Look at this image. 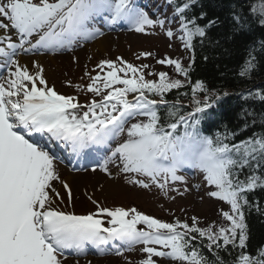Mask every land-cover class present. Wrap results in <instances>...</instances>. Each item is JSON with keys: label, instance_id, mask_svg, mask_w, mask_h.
Instances as JSON below:
<instances>
[{"label": "snow or ice", "instance_id": "6c2138e0", "mask_svg": "<svg viewBox=\"0 0 264 264\" xmlns=\"http://www.w3.org/2000/svg\"><path fill=\"white\" fill-rule=\"evenodd\" d=\"M194 2L181 0L172 18L153 19L135 0H0V30H3L0 67H7L9 71L8 78L0 81V264H63L61 257L65 250L83 252L86 244L99 248L115 241H120L128 250L143 244L141 251L148 255L140 264H157L153 256L187 264H225L217 250L227 251L229 245L245 249L248 239L245 207H250L246 193L264 187V134L229 143L225 141L232 133L218 132L213 137L200 131L201 121L213 119L211 110L217 101L229 95L227 92L210 91L203 81L197 80L192 85V110L179 115L173 105L168 119L174 122L161 123L158 107L167 105L165 93L191 83V63L185 68L179 59L165 57L158 63L174 65L185 80L170 79L165 72L158 73V80H152L145 78L144 69L148 65L137 68L117 57L124 66L117 68V62L108 59L99 62L98 68L103 70L107 66L111 70L103 76L102 87L97 73L87 88L101 99L93 100L82 115H77L75 110L81 105L74 102L73 96L62 95L54 86H49L41 65L36 64L37 71L30 73L16 59L18 49L59 51L70 49L79 40L103 35L99 28L90 27L99 18L109 24L124 21L136 32H145L146 27L164 28L166 20L170 23L178 15L180 39L184 47L192 49L193 39L207 38V30L218 22L210 19L201 25L197 17L189 18L186 12ZM249 11L264 27V0L259 8L250 5ZM205 16L201 12L199 19ZM233 20L240 28L245 26L242 16L234 13ZM12 31L18 42L12 39ZM166 34L174 35L170 27ZM34 35L38 39L32 43L30 38ZM261 44L264 46V41ZM141 55L147 57L151 53ZM255 59L250 51L241 76L255 67ZM129 71L140 75L132 78L118 75L122 72L127 76ZM113 85L124 87L113 88ZM102 88L110 90L105 93ZM129 93L135 94L132 99H128ZM198 93L203 94L202 98ZM149 94L160 99H151ZM257 95L264 100V93ZM137 116L146 119L127 127L128 138L111 151L100 168L108 172V164L118 157L121 171L141 174L161 189L169 179H185L177 174L180 169H198L207 184L215 187L208 195L230 205V211L221 210L222 217L229 222L227 225L213 222L202 228L197 217H192L191 225L181 220L168 223L135 207H102L95 200L92 203L97 205L96 212L84 215L53 206L54 198L60 197L53 182L60 180V176L55 170L52 142H62V146L70 147L76 154L109 146L110 141L125 131L127 121ZM180 125L184 128L182 133L178 132ZM244 168L251 171L241 180L240 172ZM132 182L145 189L150 186L142 179ZM61 184L67 190L70 204L71 188L65 181ZM141 223L147 230L137 227ZM195 234L208 241L207 248L213 259L193 246ZM117 254H120L119 248ZM233 264H264V248L255 256L241 251Z\"/></svg>", "mask_w": 264, "mask_h": 264}, {"label": "trees", "instance_id": "16d2710c", "mask_svg": "<svg viewBox=\"0 0 264 264\" xmlns=\"http://www.w3.org/2000/svg\"><path fill=\"white\" fill-rule=\"evenodd\" d=\"M261 2L262 0H195L186 12L189 18L197 17V22L201 25L210 19L218 22L207 30V38L193 39L194 60L189 69L191 83L186 82L183 87L166 93L167 98L174 102L182 100L186 104L190 103L192 85L197 80L203 81L210 91L227 92L229 95L220 103L222 111L217 113V130L234 134L229 138L236 142L246 140L253 134H264V100L257 95L264 93V46L261 44L264 41V27L259 25L256 16L249 11L250 5L255 4L259 8ZM201 12L206 14L204 19H199ZM234 13L244 18L243 28L233 20ZM250 51L256 58L255 67L241 76L240 72L249 59ZM177 79L183 81L185 77L177 75ZM249 93L253 95L250 96ZM198 96L202 98L203 94L198 93ZM173 105V110H177L173 103L166 111L161 112L162 119H168L169 109ZM250 171L244 168L240 172V179L243 180ZM246 195L250 205L245 207L248 236L246 247L241 250L229 245L227 251L217 250L225 264H233L241 251L255 256L259 249L264 248V187H257ZM203 218L198 219V226L202 228H207L213 222L216 225H227L222 221L210 222L206 216ZM195 235L197 239L192 241L193 246L202 255L213 259V254L207 248L208 241Z\"/></svg>", "mask_w": 264, "mask_h": 264}, {"label": "rangeland", "instance_id": "374dc122", "mask_svg": "<svg viewBox=\"0 0 264 264\" xmlns=\"http://www.w3.org/2000/svg\"><path fill=\"white\" fill-rule=\"evenodd\" d=\"M102 40L103 48L88 45L81 48L76 54H68V58L59 55L48 59V73L55 90L68 95H76L80 100H86L87 85L95 70L94 65L103 58H115L116 53L130 55L140 49L159 46L157 43L169 46V41L162 34L146 36L136 31L108 32ZM97 40V39H96ZM94 40L93 43L96 41ZM165 50V49H162ZM100 69V68H99ZM98 69V70H99ZM97 70V71H98ZM101 71L99 73H102ZM55 81V82H54ZM120 163L113 162L108 172L91 168L75 173L76 180H71L72 201L68 203L67 190L56 203L62 210L75 211V213H88L97 209V203L105 205L131 206L137 205L148 213L163 215L164 217H178L180 220H189L192 217L204 219L206 215L215 214V203L212 197L205 192L201 185L191 183L189 188L184 181H178L172 192L166 193L154 186L145 189L132 182L129 174L118 172ZM118 173L120 175H118ZM73 178V179H75ZM104 179H112L116 186L108 193L101 194ZM102 180V181H101ZM97 192L100 194L97 195ZM96 194V198L89 197ZM110 264H133L131 259L122 256H112Z\"/></svg>", "mask_w": 264, "mask_h": 264}, {"label": "bare ground", "instance_id": "6f19581e", "mask_svg": "<svg viewBox=\"0 0 264 264\" xmlns=\"http://www.w3.org/2000/svg\"><path fill=\"white\" fill-rule=\"evenodd\" d=\"M106 38L102 37L97 39L94 43H92L91 45L94 46L96 45V47L98 48H103L102 46V40ZM22 52V51H21ZM119 53V52H118ZM68 54H64L63 56L68 58L67 56ZM55 58L54 54H28V52H26L25 54H20L19 60H20V64L21 65H26L28 67V70L30 73H35L37 71L35 65L39 64L43 67L44 71H43V75L45 77V79L49 84H52V78H50L47 73H48V59H52ZM55 82V81H54ZM55 88V87H54ZM60 93V92H59ZM75 178V176H73L72 174H70L69 172H65L64 173V177H61V181H65L67 183H69L71 180H76L73 179ZM60 181V182H61ZM102 181V180H101ZM103 184V188L101 191V194L104 193H108L111 192L113 190V187H115L117 184L114 180H110V179H104L103 182H101ZM58 187L57 191L61 194H63V186H61L60 184L56 185ZM100 194V192H97V195ZM96 194H94L93 196L91 195L90 197H93L92 199L96 198L97 196ZM73 258L68 259L66 261V264H110L111 262V258L112 257H93L92 255L85 253V254H81V253H74Z\"/></svg>", "mask_w": 264, "mask_h": 264}]
</instances>
